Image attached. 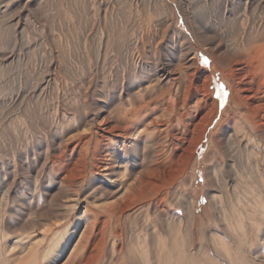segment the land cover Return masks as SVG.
I'll use <instances>...</instances> for the list:
<instances>
[{"label":"rangeland","instance_id":"obj_1","mask_svg":"<svg viewBox=\"0 0 264 264\" xmlns=\"http://www.w3.org/2000/svg\"><path fill=\"white\" fill-rule=\"evenodd\" d=\"M249 32L257 44L264 39V0H0V264L30 245L40 253L31 264H264V108L239 97L247 78L225 61L231 48L247 46ZM185 63L183 81L194 85L176 133L187 142L165 143L191 142L186 164L163 156L159 195L133 210L127 201L110 207L122 185L91 171L98 150L90 139L120 116L127 122L129 104L172 86L170 70ZM213 104L199 142L202 125H192ZM250 115L262 125L251 129ZM217 131L222 146L212 142ZM232 140L237 159L224 151ZM116 150H127L124 174L143 168L130 140ZM212 169L225 173L215 178Z\"/></svg>","mask_w":264,"mask_h":264},{"label":"bare ground","instance_id":"obj_2","mask_svg":"<svg viewBox=\"0 0 264 264\" xmlns=\"http://www.w3.org/2000/svg\"><path fill=\"white\" fill-rule=\"evenodd\" d=\"M178 20H177V24H179ZM191 27H193V26H191ZM191 27H189V28L191 29ZM193 30L194 29H191V32L194 34ZM252 34L253 33L249 34L250 38L248 39V41H246V42H248L247 46L245 48H242L243 50L231 48L230 54L229 55L225 54V57L227 58V60H225V61L227 62V66H228V64H230L231 66L232 65L238 66L237 68L240 72V74L239 73L238 74L239 75L243 74L242 76L245 75V78H247V79H245L244 84L242 83L244 85L243 87L238 86L241 88L240 89L241 95L239 97L241 99L243 98L244 101L257 100L256 102L254 101V103L252 104V106L250 108L251 110H257L260 108H264V90H263L264 89V39H259V41H258L259 44H257V42L254 41V39H251ZM195 37L198 38L196 33H195ZM253 41L255 42L254 44H253ZM223 61H224V59H223ZM214 62L216 63L215 60H214ZM189 63L191 64V67H195V68H197V65L199 64L195 58H192L191 61L189 60ZM222 63H225V62H222ZM216 65H217V63H216ZM232 67H234V66H232ZM188 68L189 67H187V65L185 63V64L181 65L180 67H176V68L171 69L170 73L173 75L172 78L174 81V84L172 86L169 85L168 87H165V88L160 87L158 90L153 91V92H149V93L147 92L148 90L146 92L144 91L146 95H143L145 97V98H143V101L141 100V102L138 105H136L135 103H132V102L129 104L131 107L129 110H127V112H125V115L128 119L127 122L122 121L120 119L121 118V116H120L118 122L114 123V124L113 123L109 124L107 130H105L103 134L97 136L96 138L90 139V142H92L94 144L95 149L98 150L97 151L98 156L96 155L97 157H94V162L92 163L93 169L91 171L95 173L96 170L100 169L103 171V173L105 174L106 177H110L113 179V183L116 187H119V183L122 185V187H121L122 189L117 191L118 193L116 192L114 194L113 201L111 202L112 205H109L110 207H113V208L117 207V205H121V203H123V201H127L128 204L125 205V209L129 210V209L134 208L141 201L148 200L151 197H154V195H156L158 193V189L159 188L161 189L162 185L160 182L163 181V179H164L163 178L164 172L162 170L164 169L163 167H164L165 163L161 164L162 157L167 155L168 158H170V157L175 158L176 160L178 159V161L183 160L184 157L187 155V151H189L191 149V146H192L191 142L190 143L188 142L189 145L187 148H185L184 145H182L180 147V146L176 145L175 143L173 144V142H172V148H169V147H166L169 144L165 143L168 138L177 139L181 142H184L183 144H185L187 142V141H185V139L182 136L178 137V135L180 133L177 134L176 129L178 127V124L181 125L180 123H184L186 121V119H185L186 115H187L186 108L189 105V102H190L189 99L190 98H185V96L187 93H189L190 89L194 85L193 81H190L191 77L189 78V83L187 85L183 81V79L185 78L182 76L183 72L185 69H188ZM249 68H251V71H250L251 73L248 71ZM229 70L230 69H227V70L224 69V71H226L227 73L231 72V74H232V70H230V71ZM238 70H236V71H238ZM167 74H166V76H167ZM247 74L248 75L254 74V78L258 77V76L262 77L261 83H259V85H257L255 87L254 83L256 81H254L253 77L249 78L247 76ZM234 76L236 77V75H234ZM186 77H187V75H186ZM186 79H188V78H186ZM186 79H184V80H186ZM205 79L203 81L204 82L203 83V96L204 97L207 96L209 98V96H208L209 92H210L209 91V78L206 80ZM159 80H161V79H159ZM169 83H170V81H169ZM195 87H197V86H195ZM140 98H142V97H140ZM158 98H162V100L159 101L161 104V107H160L161 109H159V110H158V107H157V109L155 107ZM193 99H195V100L198 99L197 101L200 102L199 98H193ZM206 100H208V99H206ZM213 106L214 107L211 108V105H207L205 115L202 116L203 118L201 117L202 118V119H200L201 121L199 120L200 122L198 121V124L192 125V126H194L193 130L197 129L200 126V124L202 125V128L198 132L197 136L193 133V131L190 130L191 128L188 131L190 135H192V133H193V135H192L193 139L196 136L197 138L196 137L195 138L199 142H201L203 140L205 132L207 131L208 127H210V125L213 122V118L215 116V111H216L215 110L216 106L214 104H213ZM147 111H150L149 115L147 114ZM157 111L160 112V115L159 116L157 115V117H156ZM144 113H146L147 115H146V117H143L144 118L143 121L146 120L148 123L140 127V125L142 124V123H140V118H141V116H143ZM247 122H248L251 129L258 128L257 127L258 125L259 126L262 125V123H259L260 121H258V117L255 115L248 116ZM222 131H224V128H222ZM237 132H238V130H237ZM185 133H186V131H185ZM145 136L148 137L147 141H145V139H144ZM223 138H224V134L220 135L217 131V133L214 136V139H212L213 140L212 142L214 144H217L218 146H222ZM126 140H130L132 143V154L135 157V161L138 162V160H139L138 158L141 156V161L143 162V165H144L143 168L139 172L132 174V175L124 174L123 173L124 169L121 166L122 158H126V153H127L128 149L126 148L127 149L126 151L123 150L124 151L123 154H119L118 150H116V148L117 147L120 148V144L124 143ZM232 141L233 142H229L228 148H230V149H227L225 147H223V148H225L224 151H225V153H227V156L230 159H237L235 157V154H233V152H234L233 146H234L235 142H234V140H232ZM235 141L237 142V140H235ZM163 145H165L164 148H163ZM123 146H124V144H123ZM121 148H122V146H121ZM122 149H124V148H122ZM186 159H188V158H186ZM183 161L185 162V159ZM185 164H186V162H185ZM139 165L141 166V164H139ZM234 165H235V163H234ZM184 166L187 168L188 162H187V165H184ZM134 167H136V165ZM82 170L84 171V174H85V172L87 171V165H84L82 167ZM164 170H166V169H164ZM222 172L225 173L224 171H222L220 169H218V170L212 169L210 174H212V176L214 175V177L217 178L223 174ZM174 178H175V176H174ZM159 193H158V195H159ZM209 199H210L211 204H213V202H214L215 209L217 211L221 207L223 208V206L221 204L216 202V198L214 196L210 195ZM114 209H116V208H114ZM114 209H113V211H114ZM184 209L189 212L190 221H191V218L193 216V212H194L195 208H194V206L190 200H188L186 205H184ZM107 210H108V207H107ZM118 210H119V208H118ZM122 210H124V209H122ZM111 212L112 211H110V214H111ZM119 212H121V209ZM113 214H114V212H113ZM140 214H138V215H140ZM259 217H261V216H259ZM136 222H137V219H136ZM91 230H92V228L89 229L90 233L88 235L82 233V238L83 239L90 238ZM177 232L180 233V230ZM222 242H224L223 239L218 238V237H214V243L219 245L220 252L228 253V248L226 246H225L226 247L225 248L223 246ZM0 249H1V247H0ZM10 249H11V246L8 250H10ZM39 254L40 253L38 252L36 245H30L27 248V250L20 252L19 255L16 257L15 261L12 262L11 264H31L36 259L40 258Z\"/></svg>","mask_w":264,"mask_h":264}]
</instances>
